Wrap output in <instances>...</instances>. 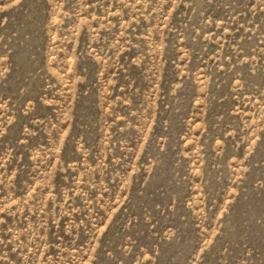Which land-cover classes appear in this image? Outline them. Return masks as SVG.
<instances>
[{"label": "rangeland", "instance_id": "374dc122", "mask_svg": "<svg viewBox=\"0 0 264 264\" xmlns=\"http://www.w3.org/2000/svg\"><path fill=\"white\" fill-rule=\"evenodd\" d=\"M0 264H264V0H0Z\"/></svg>", "mask_w": 264, "mask_h": 264}]
</instances>
